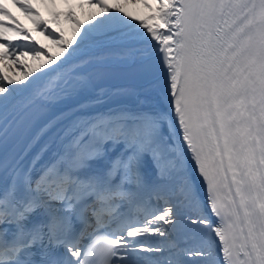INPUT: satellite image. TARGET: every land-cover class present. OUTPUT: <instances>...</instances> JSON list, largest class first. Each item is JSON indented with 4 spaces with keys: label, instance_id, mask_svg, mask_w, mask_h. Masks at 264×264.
I'll return each mask as SVG.
<instances>
[{
    "label": "snow or ice",
    "instance_id": "1",
    "mask_svg": "<svg viewBox=\"0 0 264 264\" xmlns=\"http://www.w3.org/2000/svg\"><path fill=\"white\" fill-rule=\"evenodd\" d=\"M85 2L99 11L86 23L65 14L71 40L33 21L58 51L34 48L48 59L19 80L6 62L27 54L14 37L31 38L0 19V145L25 137L31 156L0 189V264H264V0H125L143 3V18ZM0 17L15 20L3 4ZM138 43L164 73L168 110L111 109L33 129L34 96L45 94L34 82L83 75L105 54L135 57Z\"/></svg>",
    "mask_w": 264,
    "mask_h": 264
},
{
    "label": "bare ground",
    "instance_id": "2",
    "mask_svg": "<svg viewBox=\"0 0 264 264\" xmlns=\"http://www.w3.org/2000/svg\"><path fill=\"white\" fill-rule=\"evenodd\" d=\"M21 2H25V0H21ZM28 2L31 3L34 12L39 14L38 16L25 13L23 9L13 2V0H0V4H3L15 20H10L4 17H0V19H3L7 24L12 25L13 27L24 29L31 38L30 40H24V37L22 36L14 37V40L22 41L17 47L24 49L27 53L26 55H20V53L17 52L19 66L13 64L11 60L6 62L12 64V71L8 72V74L13 75L17 80L22 77L24 72L38 67L39 63L48 59V57L43 55H41L40 61L34 59L32 55V50L34 48H42L49 54H55V52L58 51L57 45L59 40L54 39L53 36L48 34V32L38 28L33 22L34 20L44 22V28L55 34L56 37L71 40L74 34L75 25L72 21L66 19L65 14L68 11H72L75 14L76 19L81 23H86L90 20L93 13L99 11V8L95 5L89 7L85 0H28ZM108 2L111 4L117 2L120 3L124 6L125 11L134 16H140L143 18L151 14L149 9L143 6V3H125V0H108ZM147 2L152 3L153 0H147ZM82 3L84 6L80 7V4ZM153 7H155L154 4ZM57 13H59L58 16L56 15ZM9 35L12 34L9 33ZM136 48L140 51L135 57L105 54L99 58V60H94L93 63L87 65L82 71L84 72L91 66L97 64H137L153 54L150 51H145L146 46L142 43H138ZM73 67L74 65H68L60 71L67 74L71 72ZM83 79V75H76L68 77L66 81L61 82L58 75L45 76L41 80L34 82L33 89L38 87L40 92L45 93L44 95H35L34 100L68 106L69 109L60 119L57 120V123L65 120L63 117H69L74 114H79L76 118L86 119L88 114L103 113L111 109L130 108L133 110H139L140 108H149L157 111H166L170 108L165 77H163L160 82H157L154 87L140 93H132L123 90L93 93L88 82L86 84L81 83V80ZM19 95L23 97L32 96L33 90H29L28 92H23V90H21ZM98 96L102 97V99L97 100ZM85 105H87L86 113L77 111L78 108ZM60 147L59 143H55L52 145L50 151H55ZM176 148L179 152L180 146L178 142ZM48 158L49 156H45V159ZM184 167L188 170L189 177H192L193 173L186 160L184 161ZM195 180L196 183L199 184V178L195 177Z\"/></svg>",
    "mask_w": 264,
    "mask_h": 264
}]
</instances>
